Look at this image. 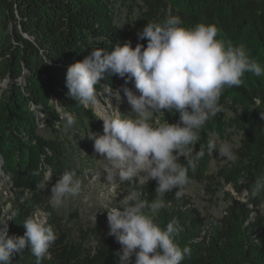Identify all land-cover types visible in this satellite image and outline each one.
Here are the masks:
<instances>
[{
  "label": "trees",
  "instance_id": "obj_1",
  "mask_svg": "<svg viewBox=\"0 0 264 264\" xmlns=\"http://www.w3.org/2000/svg\"><path fill=\"white\" fill-rule=\"evenodd\" d=\"M120 7L131 14L137 10L131 32L115 22ZM171 16L187 27L216 24L219 39L244 44L264 65V0H0V176L8 183L10 204L5 218L6 204L0 200V218L15 214L7 221L9 235L22 236L26 218L41 209L48 212L47 223L58 238L41 264H119L115 254L121 246L107 234L108 228L97 226L83 232L81 242H73L44 207L45 173H53L54 185L63 172L73 171L59 135L64 121L59 119L57 101L74 114L77 131L98 123L93 109L67 95L68 66L93 50L111 51L128 40L133 47L137 43L146 47V39H137L138 31ZM242 79L240 87L224 92L223 112L206 124L195 145L199 150L212 136L231 143L230 135H241L234 148L238 159L217 173L218 185L239 195L264 175V76L246 73ZM117 81V75L105 72L97 86L99 94L104 85L113 91ZM161 115L169 123L179 120L178 113ZM40 128L49 130L50 137L40 135ZM212 154L217 152L205 154L197 169L189 171V184L207 178ZM127 187L122 185L120 191ZM156 187L148 182L139 190L151 200ZM176 191L165 194L167 206L157 221L165 227L173 218L179 220L182 231L176 242L191 249L182 264H264V192L255 198L245 192L236 199L224 191L227 206L216 218L201 215L184 193L176 198ZM90 238L95 239L93 247L86 245ZM12 264H36V258L25 248L13 255Z\"/></svg>",
  "mask_w": 264,
  "mask_h": 264
},
{
  "label": "clouds",
  "instance_id": "obj_2",
  "mask_svg": "<svg viewBox=\"0 0 264 264\" xmlns=\"http://www.w3.org/2000/svg\"><path fill=\"white\" fill-rule=\"evenodd\" d=\"M220 32L214 23L187 27L179 17L171 16L149 22L138 31L137 39H146V47L141 43L133 47L128 40L111 51L93 50L67 68V95L85 109L100 104L97 86L105 72L134 85L135 90L123 88L128 112L134 115L113 107L110 115H99L103 134L89 136L94 152L108 163V186L99 198L105 202L107 234L121 246L115 254L119 264H182L190 257V247L181 248L176 242L182 231L179 220L173 218L165 227L157 221V214L167 206L165 194L177 189L175 197L180 198L191 182L189 171L197 169L205 154L217 151L219 158L232 163L238 159L230 142L218 146L209 140L195 149L206 124L223 112L224 92L240 87L246 73L264 76V65L250 56L246 46L219 39ZM104 92L112 93V89L104 85ZM112 94L121 99L119 92ZM57 111L64 127L75 125L74 114L58 101ZM165 111L178 113L179 120L150 122L153 114ZM52 174L45 173L44 188ZM150 180L157 183L151 200L143 198L139 190ZM121 185L129 187L118 191ZM80 192L81 181L76 173L65 171L50 189L49 204L59 207L65 198ZM245 192L252 198L264 192V175L258 176ZM14 215L0 218V264H12L13 255L25 248L36 258V264H41L57 234L37 212L23 222L22 236L9 235L7 221Z\"/></svg>",
  "mask_w": 264,
  "mask_h": 264
},
{
  "label": "rangeland",
  "instance_id": "obj_3",
  "mask_svg": "<svg viewBox=\"0 0 264 264\" xmlns=\"http://www.w3.org/2000/svg\"><path fill=\"white\" fill-rule=\"evenodd\" d=\"M136 14L137 10L133 11L131 14L129 9L120 7L116 11L115 22L122 30L131 32L134 27L133 22ZM124 87L135 90L131 82L126 84L125 79L118 76L117 84L112 93L119 92L121 99L118 100L112 93L104 92L99 95L102 105L99 104L94 109L98 117L100 115L98 109L101 113L110 115L114 111V108H118L122 113L134 115L128 112L129 105L124 96ZM161 116V113L153 114L150 117V122H163L164 120H162ZM93 133L103 134L102 120L94 125L88 126L84 131H77L73 126L71 128L63 127L59 132L60 139L67 149L70 167L81 181L80 194L75 197L65 198L61 206L54 208L49 204L50 189L53 185V181H49L46 187H42L41 189L45 202L44 207L51 210L50 214L56 217L61 228L69 235L70 240L77 243L82 241L81 237L85 231L97 226L108 228L105 202L99 198L100 193L108 186L105 181V170L108 167V163L101 158L99 154L94 152L93 141L89 139V136L93 135ZM227 133L232 134L229 131ZM39 134L44 137H50V131L46 128H40ZM230 138L234 148L239 147L241 135L232 134ZM212 141H215L218 146L222 142H227L226 140L218 139L216 136H212ZM227 162L228 161L225 159L219 158L218 152L216 156L212 154L207 178L201 182H193L183 189V193L191 200L193 207L201 215L220 218L224 214L227 206L223 194L224 191L229 192L236 199H241V195L236 194L228 186L218 185L219 180L217 173ZM149 182L156 183L155 180H150ZM120 189H118V191H120ZM8 198V183L0 176V200L6 204L4 208L5 218L10 208V204L7 202ZM261 211L264 212V205L261 207ZM37 212L47 221V211L41 209ZM86 245L90 247L95 246V239H88Z\"/></svg>",
  "mask_w": 264,
  "mask_h": 264
},
{
  "label": "bare ground",
  "instance_id": "obj_4",
  "mask_svg": "<svg viewBox=\"0 0 264 264\" xmlns=\"http://www.w3.org/2000/svg\"><path fill=\"white\" fill-rule=\"evenodd\" d=\"M100 104H101V102H100ZM102 105V104H101ZM104 108V107H103ZM108 108V107H107ZM95 112H96V110H95ZM98 112H99V114H103V113H101L100 112V110L98 109ZM97 113V112H96ZM103 121V120H102Z\"/></svg>",
  "mask_w": 264,
  "mask_h": 264
},
{
  "label": "water",
  "instance_id": "obj_5",
  "mask_svg": "<svg viewBox=\"0 0 264 264\" xmlns=\"http://www.w3.org/2000/svg\"><path fill=\"white\" fill-rule=\"evenodd\" d=\"M50 181H51V179H50ZM244 194H245V192L243 191V192L241 193V197H243Z\"/></svg>",
  "mask_w": 264,
  "mask_h": 264
},
{
  "label": "built area",
  "instance_id": "obj_6",
  "mask_svg": "<svg viewBox=\"0 0 264 264\" xmlns=\"http://www.w3.org/2000/svg\"><path fill=\"white\" fill-rule=\"evenodd\" d=\"M99 99H100V97H99ZM100 102H101V100H100ZM102 104V103H101ZM104 106V105H103ZM105 107V106H104ZM94 110V109H93ZM95 111V110H94Z\"/></svg>",
  "mask_w": 264,
  "mask_h": 264
}]
</instances>
